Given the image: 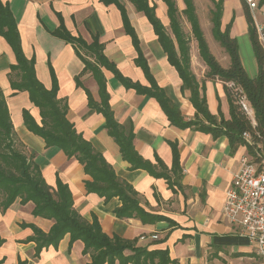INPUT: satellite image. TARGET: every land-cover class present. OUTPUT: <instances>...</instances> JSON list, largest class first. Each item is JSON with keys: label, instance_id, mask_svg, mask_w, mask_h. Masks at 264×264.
<instances>
[{"label": "crops", "instance_id": "0c3cea01", "mask_svg": "<svg viewBox=\"0 0 264 264\" xmlns=\"http://www.w3.org/2000/svg\"><path fill=\"white\" fill-rule=\"evenodd\" d=\"M1 1L8 4L17 20L23 51L28 58H35L38 79L47 88L53 86L54 80L57 81L58 98L67 102V117L77 131L103 153L119 177L134 186L147 211L163 215L174 223L169 220L144 223L137 217L116 216L114 211L122 204L118 197L106 200L97 193L88 192L84 181L89 176L83 165L75 158H68L59 147H48L41 136L26 127L23 111L29 110L41 124L40 109L31 101L28 91L13 88L12 82L18 78L17 71L13 69L16 55L0 34V87L8 103L16 137L29 151L35 152V159L47 183L56 186L57 178L67 183L76 209L88 221L97 216L103 231L109 236L133 240L136 246L148 250L168 249L170 259L177 264H261L256 244L242 235L239 228L223 215L226 191L241 166L242 158L250 154L247 144L232 145L225 135L214 137L203 130L179 128L171 124L155 97L126 88L112 71L103 69L116 120L124 125H133L136 150L153 165H157V157L162 159L173 179L171 143L177 144L182 175L180 184L170 186L163 177H155L145 169H132L105 127L104 115L90 108L87 90L99 101L98 83L90 72H82L84 63L74 45L55 36L52 31L62 22L73 35L81 36L88 42L98 36L104 45V52L125 77L150 86L143 69L135 62L138 52L132 37L125 30L118 6L105 4L102 0ZM149 1L156 5L157 16L169 29L166 3L163 0ZM176 1L183 9V0ZM121 2L126 7L157 84L180 106L185 120L193 119L196 109L189 99L190 94L182 91V79L169 62L152 24L131 1ZM259 9L258 13L250 11L255 22L264 24L261 17L264 5ZM232 19L231 36L237 38L239 52V41L244 39L249 52L248 64L240 57L246 70L255 77L259 65L242 0H224L222 28ZM191 64L198 79L202 80L205 74L196 71L194 59ZM200 64L205 68L203 63ZM223 65H230L227 53ZM78 76L82 85L77 84ZM205 84L210 111L218 116L221 112L229 119L230 106L224 82L206 80ZM33 207L32 202L21 204L18 198L5 212L0 209V238L5 239L0 247L3 264H19L20 261H26L25 264H88L91 261L90 253L83 252L84 243L81 240L70 246L69 234L57 247H45L35 256L36 242L29 240L34 231L25 225L32 223L48 232L54 221L35 216ZM153 234H157L158 238L153 239ZM141 236L146 238L141 239ZM132 253L131 250L125 251L126 255ZM115 264H120L119 260Z\"/></svg>", "mask_w": 264, "mask_h": 264}, {"label": "trees", "instance_id": "16d2710c", "mask_svg": "<svg viewBox=\"0 0 264 264\" xmlns=\"http://www.w3.org/2000/svg\"><path fill=\"white\" fill-rule=\"evenodd\" d=\"M105 4H116L122 12L126 32L132 37L133 44L138 52L135 62L140 66L150 86H143L139 82L125 77L116 64L104 52V45L98 36L91 42L81 36L73 35L61 22L52 33L74 45L77 55L84 63L83 73L90 72L99 86L100 100L97 101L87 90L90 108L102 113L106 119L105 127L120 147L121 154L132 169H145L155 177H163L169 185L180 184L182 175L179 164V150L176 143L172 144L173 165L169 173L165 163L157 157V165L145 160L134 145L133 125H124L115 118L110 104V93L103 69L112 71L115 77L126 88H134L141 94L155 97L165 111L171 124L179 128L193 127L211 133L214 137L225 135L232 145L237 143L252 145L244 138V132L252 134L254 142L264 137V47L258 40L256 24L253 15L243 2V10L249 25V33L254 52L258 61L259 70L255 77H250L242 63L239 45L236 37L231 36L233 19L222 28L224 0H211L214 7L211 9L212 34L230 56V65L224 67L217 60L210 49L204 30L197 13L195 0H183L184 8L180 9L176 0H163L167 5L169 29L156 14V5L149 0H129L138 11L143 12L152 24L158 41L167 54L169 62L176 68L182 79V91L189 92V99L196 109L193 119L185 120L180 106L172 101L160 87L151 73L149 64L140 47L139 37L132 26L125 5L121 0H102ZM259 7L264 0H258ZM185 17L190 24L195 37L199 54L208 66V71L202 80H199L191 64L190 39L183 27ZM0 34L7 40L16 55L18 78L12 82L17 91H28L31 101L39 107L41 124H39L29 110L23 111L26 127L41 136L48 147L56 146L62 149L68 158L77 159L89 176L84 182L88 192H94L109 200L118 197L122 204L115 209V214L121 218L137 217L144 223H153L169 220L163 215L153 214L145 209L139 192L132 184L119 177L113 166L106 160L103 153L97 150L82 133L78 132L73 122L67 117L68 104L58 98V84L54 80L51 88H47L38 79L35 69V58H28L22 47L17 20L8 4L0 0ZM219 79L224 82L225 91L230 106V118L226 119L221 112L219 116L213 114L207 103L206 80ZM229 83L232 85L230 86ZM77 84L82 85L80 77ZM240 96H246L255 111L256 126L241 110L238 102ZM34 151H29L16 137L14 125L10 115L8 103L0 87V209L5 212L18 198L21 204L32 202V213L35 216L49 218L54 221L48 232L43 231L35 224H27L33 229L34 235L29 240L36 242L38 256L45 247L58 246L59 242L70 235V246L81 240L84 243L85 254L90 253L91 261L88 264H177L170 259L168 249L148 250L135 245V241L119 236H109L102 229L97 218L93 216L88 221L75 207L72 191L67 183L57 178L56 186L47 183L41 166L35 159ZM172 224L173 221L169 220ZM174 223V222H173ZM5 239L0 238V247ZM133 253L126 255L125 251ZM158 259L157 262L155 260ZM4 258H0V264ZM20 261L19 264H25Z\"/></svg>", "mask_w": 264, "mask_h": 264}, {"label": "built area", "instance_id": "2783aa9c", "mask_svg": "<svg viewBox=\"0 0 264 264\" xmlns=\"http://www.w3.org/2000/svg\"><path fill=\"white\" fill-rule=\"evenodd\" d=\"M244 1L250 10L259 7L258 0ZM255 24L258 40L264 47V24L257 21ZM238 102L255 127V111L246 96H240ZM243 135L252 148L250 154L242 158L241 166L226 191L223 215L239 228L242 235L256 244L261 264H264V137L258 133L260 141L255 143L250 132L246 131ZM151 237L156 239L158 235ZM145 238L141 236V239Z\"/></svg>", "mask_w": 264, "mask_h": 264}, {"label": "rangeland", "instance_id": "374dc122", "mask_svg": "<svg viewBox=\"0 0 264 264\" xmlns=\"http://www.w3.org/2000/svg\"><path fill=\"white\" fill-rule=\"evenodd\" d=\"M242 2H244L242 0ZM196 7H197V13L200 18L201 26L204 30L206 39L209 43L210 49L213 52V54L216 56L217 60L220 62L222 66H224V59L226 55V50L223 46L220 45V43L214 38L212 34V22H211V9L214 7V4L212 3L211 0H195ZM261 10L259 7L257 9H254L255 13L260 12ZM262 18H264V12H262ZM183 19V27L185 32L188 34L189 39H190V53H191V60H195V69L199 73H204L208 71V66L204 60L201 58L199 54V48H198V43L195 39V37L192 34L190 24L187 22L185 17H182ZM256 23V22H255ZM240 56L243 58V60L248 64L249 60V52L248 48L246 46V43L244 42V39H240ZM228 54V53H227ZM229 55V54H228ZM200 63H203L205 65V68L201 66ZM246 69V68H245ZM247 71V70H246ZM248 75L249 72L247 71ZM252 77V76H251Z\"/></svg>", "mask_w": 264, "mask_h": 264}]
</instances>
